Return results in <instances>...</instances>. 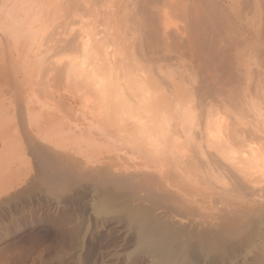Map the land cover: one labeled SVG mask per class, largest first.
Masks as SVG:
<instances>
[{
    "label": "bare ground",
    "instance_id": "bare-ground-1",
    "mask_svg": "<svg viewBox=\"0 0 264 264\" xmlns=\"http://www.w3.org/2000/svg\"><path fill=\"white\" fill-rule=\"evenodd\" d=\"M62 1H66L65 5L63 3L61 5ZM257 2L261 3L262 1ZM66 3L69 4L66 5ZM236 3V0H229L226 3V8L232 9L233 6L236 7ZM247 3H245L246 6ZM239 4L238 6H240ZM180 5V0H0V32L3 33L5 30L6 34L13 36L22 32L21 35L26 34V39L29 35L33 44L36 43L37 35L40 36V33L45 30L42 28L38 34L35 31L37 25L32 26L36 21L44 23L45 18L46 24L44 23V25L46 27L49 22L51 25L50 20L52 19L57 20L55 22L57 25L63 24L61 26H65L66 29L67 26L76 25L77 30L74 28V31L67 32L64 28L66 38L62 35V31V34H59L62 37L61 40V37L57 38V35L53 33L58 40L52 35L55 39L53 45L56 43L62 53L64 51L69 54V58L67 55V60L63 61V58L61 62H53L52 65L57 71L62 70V75L64 74L68 80L74 78L77 81H82L83 83H81L85 84V87L87 86L89 96L86 91L84 104L79 102L81 105L76 110L72 107L75 105L71 106L70 104V108L75 110L74 115L70 110L72 115H68L69 112L65 114V110L62 111L63 103L61 104L62 108L59 107L60 109L57 108L59 103L53 102V104L52 100L50 101L53 104L52 107L51 103L50 105L45 104L41 101L44 100L42 98L43 90L39 96L32 81L35 70L32 69V66L34 67L33 64L36 61L27 57L28 59L23 60V68L20 71L17 58L7 59V56L1 55L4 53L2 51L0 54V194L13 190L12 188L18 181L22 164L25 163V160L28 164L31 162L28 157L31 153L33 156L31 154L30 156L36 159L42 179L49 186L50 192L56 193L57 191L58 193L59 189L75 180L90 183L91 191L95 193L90 211L99 215L118 216L120 213L119 216H122V220L136 237L135 250L143 254L148 253L156 264H191L192 260L198 259L206 251L213 255L212 250L216 249L212 247L215 246L212 243L220 242L223 245L222 239L225 236L232 238V235H237L238 226L246 223V219L264 209V105L262 106L264 93L260 94L261 97L257 96L258 99L255 98L261 100L260 102L255 100L260 104L255 103L254 108H251L252 113L255 114V116L253 114L254 117L250 111L245 112L244 108V118L252 119L253 117V124L258 122L253 125L252 120L251 123L248 121L246 123L245 119L239 115L240 122L236 120L237 112L242 115L244 103L248 100L244 96L246 100L241 102L242 110L239 107L235 112L238 98L235 97L236 94L231 95V87L230 89L228 87L229 90L226 94L228 100L223 101L219 93L220 89L217 93L218 96H213L218 86L213 88L212 92L214 93L208 88L209 94L207 92L204 94L205 90L201 91L202 94L200 90L198 91V81L197 89H194L195 85L192 88L193 85L190 81L192 86L189 87L188 83V88H185L186 78L183 75L180 78L184 87L181 83L179 84L182 81L175 83L173 79L179 74L178 70L182 62V59L181 61L178 59L179 66L174 61L179 51V48L178 51L176 50V43L187 39L182 37L185 32L182 31L183 35L179 33L180 27L172 31L168 21L169 14H172L170 11L179 12ZM121 8L123 18L118 21L116 20L119 15L117 13ZM36 10H38L37 15ZM47 10L49 14L54 11L53 15L50 14V16ZM183 10L186 8L183 7ZM212 11L214 10L212 9ZM40 13H42L41 16ZM237 16L241 20L242 15ZM253 16H255L254 13ZM174 17L176 18V15ZM31 18L34 20L32 21ZM229 20L231 22L230 18ZM120 22L125 24H120ZM244 22V25L250 24L246 18H244ZM82 23L86 24V28L82 27L78 30L77 25ZM41 25L42 22L40 27ZM122 26H125L126 29ZM18 27H20L19 32ZM23 27H26L27 30L26 28L24 30ZM99 27L103 30L98 29ZM130 27H134L135 30L137 27L138 30L130 32L132 31ZM11 29H14V34L7 32ZM23 30L27 32L23 33ZM47 32L51 37V32ZM225 33L223 32V37ZM252 33L250 32V34ZM228 35L227 37L230 38ZM257 38H261L260 35ZM42 39L44 41L43 36ZM0 41L3 42L1 39ZM49 41L48 39L45 46ZM244 42L249 46L246 40ZM187 43L189 42L187 41ZM49 44L46 47L49 48V55L47 49H42L41 56L42 54L47 55L46 58L43 56L44 61L46 59L51 64V59L49 60L51 51H54V55L51 53L52 59L59 51L56 52L57 49H54L56 45L51 47L53 48L51 50ZM38 47L39 45L36 47L35 44V48H37L35 54H38ZM185 49L187 50V48ZM232 49L229 50L232 52ZM243 50L245 51V44L240 53ZM254 51L256 52V50ZM68 52H72L71 56ZM252 52L250 53L251 57ZM260 53L262 52L260 51ZM253 54L258 58L256 53ZM178 55H180V51ZM40 59L37 61L41 63L40 67H37L39 68L37 73L42 74L44 64ZM228 59L230 60L229 56ZM256 61L258 60L256 59ZM169 62L174 65L170 64L172 69L169 67ZM239 62L241 61L239 60ZM241 63L243 64V61ZM237 64L236 60L238 67ZM197 67L202 73L201 67ZM167 68L171 74L167 70L165 75L166 71L164 70ZM262 70L263 77L257 78L260 92L262 90L264 92V86L262 88L264 81L260 82L262 78L264 80V69ZM162 72H165L164 75ZM246 72L250 73L252 69ZM21 73H23V81L20 82ZM259 73L261 72L259 71ZM259 73L257 72V74ZM45 74L48 78L52 72L48 74L45 71ZM172 74H176V76L172 78ZM211 75L213 74L211 73ZM167 76L170 77V80ZM226 77L228 78L227 75ZM231 78H233L232 82L236 83L234 81L236 78ZM194 79L198 80V77ZM246 79L244 80L245 84ZM249 79L251 78L249 77ZM203 82H200L201 85ZM247 85H250L248 89L250 91V80ZM50 86L52 87L51 83ZM243 86L246 88L245 85ZM225 89L226 86L223 90L221 88L222 92L227 90ZM256 89L259 92L258 87ZM78 90L80 91V89ZM241 90L240 94L248 93L245 90L241 92ZM222 95L224 96L223 93ZM232 96L237 98L234 102L236 104L232 103ZM226 102L232 103L231 106L236 105L233 107L234 112L231 110L233 108L230 104L227 106ZM72 103H74L73 100ZM224 104V109L227 106L225 111L228 112L229 118L227 113L222 111ZM245 106L247 111L248 108L253 107V105L249 107L247 104ZM228 107H230L229 110ZM212 108L215 110L213 111ZM35 111L43 114L42 116L38 115L41 116L38 117L40 122L38 118L35 119L38 123H34L32 120L36 116L33 117ZM231 111L233 112L231 117L234 116L232 119L235 118L234 121L230 117ZM53 116L55 121L52 120ZM256 117L259 118L258 121ZM24 133L25 136H23ZM63 133L66 135L64 136ZM54 134H60V136H55L58 139L62 135V138H66L67 142L69 140L71 142L72 138L75 141L70 144L69 142L59 144L57 143L58 139L54 137V139L51 138L52 141L49 139ZM68 135L72 137L68 138ZM22 136L26 137L28 141L26 138L25 140L29 143L27 152H24V148L23 151L21 148L19 150L17 144V141L20 142L17 139ZM178 220L187 223L188 227L181 228L180 224H178L179 227L175 226L174 223H177ZM249 226L251 225L249 224ZM243 230L247 229L244 227ZM245 231L243 232L245 233ZM231 238L228 239L232 240ZM215 248H218L217 245ZM215 257L217 256L215 255Z\"/></svg>",
    "mask_w": 264,
    "mask_h": 264
},
{
    "label": "rangeland",
    "instance_id": "rangeland-1",
    "mask_svg": "<svg viewBox=\"0 0 264 264\" xmlns=\"http://www.w3.org/2000/svg\"><path fill=\"white\" fill-rule=\"evenodd\" d=\"M72 1H75V0H72ZM180 1H181V5H180L181 8H179L180 13L177 11H176L177 13H175V11L171 10L170 12H172V14L173 13L174 14L173 15L169 14L170 19H169V21L167 20L169 25H170L169 28L173 29L172 31L176 30V28L179 29V27H180L181 30L179 29V33L181 35H183V33L185 32L182 37L187 39L184 41L182 39L185 46L182 44V41H179V43L178 42L176 43L177 44L176 50L178 51V48H179L180 55H178L179 54V51H178L177 56H176L174 61L176 62V64H179V66H180L179 61H181V59H182V62H181L180 67L177 65L179 67V70H178L179 74H178L177 70L174 69V71L177 72V73L176 72L175 73L178 75L176 78H174V76H176V74H174V75L172 74L173 75L172 78H174L173 80L175 81V83H176V81H178V82L182 81L180 76L183 75L186 78V79L185 78H183V79H185V81H188L186 83L184 81L185 88H188L187 84L190 81V83L193 86L190 83L188 85H189V87L192 86V88H194V85H195L196 87L194 89L198 88L197 87V81H198V83H199L198 86L200 88V89L198 88V91L200 90V92H201V91L205 90V92H203L204 94L207 92L208 88H209L208 90L212 92L213 88L215 86H216L215 88H217V86H218L217 89L214 88L215 94L213 96H218L217 93L219 92L218 90L220 89L219 93H220V96H222L223 101L225 99L228 100L226 94L231 87V90H230L231 95L234 96L236 94L235 97L238 98V99L235 97L233 98V96H232V103H234L237 99L236 103L238 104V106L237 107H236V105L231 106V105H233L232 103L230 104L229 102H226L227 106H229L228 104H230L231 108L236 107L235 112H237L236 110L239 107L242 110L243 106L241 105V102H244L246 99L249 101V102L246 101L244 103L242 115H240V112H237V116H236V114H234L237 118L236 120H238V115L244 118L245 112L248 113L249 111L251 112L250 114H252V116H253L254 113H252L251 108H254V105H256V104L257 105L260 104V103L255 102V100L260 102L261 99L260 98H259V100H257V99L260 96V94L263 95V93H264V92H262L263 90L260 92L259 86H257L258 85L257 84V82H258L257 78H259V76H262V72H263L262 69H264L263 68L264 67V60H262V59H264V42H263L264 41V39H263L264 38L263 37L264 36V24H263L264 23V15H263L264 14V9H263L264 0H254L253 2L250 0H243V1L236 0V2H237L236 7L233 6V8H232L233 10L231 8H228V9L226 8V3L229 0H207V1L206 0H180ZM184 1H185V3H184ZM239 1H241V2H239ZM257 1H262L261 2L262 6H263L262 8H261V3L257 2ZM65 2L62 1L61 5H62V3H63V5H65ZM254 2H256V3H254ZM69 3H66V5H68ZM245 3H247L248 7L246 6ZM252 3L254 5V8L256 7L255 9L253 8ZM108 4H110V3H108ZM209 4H210V6H209ZM238 4L240 6H238ZM216 6L218 7V9ZM183 7L186 8V10H183ZM212 9L214 11H212ZM262 9H263V11H262ZM121 10H122V8L120 9V12L117 13V15L119 14L117 17L118 19H116L118 21H120L121 18H123V11H121ZM255 11H256V13H255ZM35 12L37 15L38 10H36ZM53 12L51 11L50 14L53 15ZM229 12H230V15H228ZM42 13H40L39 15L41 16ZM47 13H48V10H47ZM253 13L255 16H253ZM211 14H213V15H211ZM239 14L242 15L241 20H240V18L238 19L239 16H237V15H239ZM175 15H176V18L174 17ZM33 16H34V14H33ZM43 16H42V18H43ZM55 16H56V14H55ZM47 17H48V15H47ZM227 17H229L231 19V22H229L230 20H229V18L227 19ZM254 17L257 19V21ZM244 18H246V20H248V23H250V24L244 25V23H245ZM31 20H32V18H31ZM48 20H50V19L48 18ZM52 20H54V19H52ZM52 20H50L51 25H49L50 22L48 23V25H47V27L49 26L48 28L44 25V23L46 24L45 18H44V21H45L44 23H43V21H41L42 22L41 27H40L41 22L37 23V21L35 23H33V25H32L33 27L37 25V28L35 27V29H36L35 31H37L38 34L42 30L45 29L44 31H42V33H40V36L37 35V37H36V43H35L36 47L39 45L38 54L37 53L35 54V52H37L36 51L37 48H35V44L32 43L31 39L29 38V35L27 34L28 35L27 39H26V34L21 35L22 32H19L20 27H18L19 34H17L16 36L6 34L5 30L3 31V33H2V31L0 32V35H1L0 39L3 40L2 43L0 41V43H1L0 54L2 53V51H4V53H2L1 55L4 54L3 56H5V57L7 56V59L8 58L13 59L14 57L17 58V64L19 63L18 69H20V71L23 68L22 67L23 62H24L23 60L24 59L26 60L27 57L33 58L32 60L33 61L35 60L36 62H35V64H33L34 67L32 66V69H35L33 71L32 81L34 82V87H35V90L37 91L36 93H38L39 96L41 95V93H42L41 91L43 90V93H42L43 97L42 96L41 97L44 100H41V101H43L45 104L47 103L49 105L51 103L50 102L51 100H52V103L53 102L54 103L56 102L57 104L59 103L60 105L58 104V107L55 105L57 108H59L61 106V104L63 103L64 109L62 108V106L60 107V108H62V111L65 110L64 111L65 114H68V112L70 110V112L73 113V115H74L75 114L74 111L80 107L81 103L84 104L85 92L87 91L86 93L88 96V90L86 88L87 86L85 87V84L84 85L82 84L83 83L82 81H77L74 78H73L74 81L72 78H71V80H70V78L68 80V78L64 74L62 75V73H63L62 70L57 71L56 68L55 69L53 68V65H52L53 62L54 63L55 62L56 63L61 62L63 58H64L63 61L65 59L67 60V55L69 58V54H67V52L64 53V51L62 53V51H60L57 48V45L55 43L56 48H54V49L55 50L57 49L56 52L59 51V53H57V55H55L57 57L54 56V59H52L51 53H53V55H54V51L52 50L53 48H51V47L55 46V45H53V40H55V39L57 40L58 37L60 38L62 31H63L62 35L63 36L65 35L64 34L65 26L64 27L61 26V25H63L61 23L59 25H57V23H55L57 20L56 21L54 20V22H52ZM213 20H215V21H213ZM249 20H250V22H249ZM122 22H124V21H122ZM122 22H120V24ZM261 22H263V23H261ZM233 24H234V28H233ZM259 24H261V25H259ZM262 24H263V26H262ZM215 25H216V27H215ZM79 26H81V28H79ZM67 27H68L67 29L65 28V30L67 32L68 31L70 32V30L74 31V28H75V30H77L76 25L71 26V27L67 26ZM77 27H78V30H80V29H82V27L86 28V24L82 23L81 25L80 24L77 25ZM124 27L125 26H122V28H124ZM134 27H132V28L130 27L131 28L130 30H132L130 32H134V31L136 32V30H138L137 27H136V30L134 29ZM255 27H256V29H255ZM23 28L25 30L26 27H23ZM49 28H50V30H49ZM55 28H56V30H55ZM58 28L61 29L59 31V33H57L59 30ZM100 28L101 27H99L98 29H100ZM21 29H22V27H21ZM46 29H47V31H49V33L51 32L52 38L50 36H48L50 34H47L48 32L46 31ZM124 29H126V28H124ZM249 29H251V30H249ZM26 30H27V28H26ZM101 30H103V29L101 28ZM219 30H220V32H219ZM15 31H16V28H15ZM15 31H14V29H11L10 31H7V32L14 34ZM182 31H183V33H182ZM261 31H262V33H261ZM26 32L24 31L23 33H26ZM223 32L224 33L226 32L225 33L226 36L224 35V37H223ZM250 32H253L252 34L255 33V35L250 34ZM16 33H17V31H16ZM53 33L55 35H57V38L55 37V35ZM235 33H237V34H235ZM245 33H246V35H244ZM247 33H249V34H247ZM42 34H44L45 36ZM66 34H68V33H66ZM41 35L43 36L44 41H43ZM52 35L55 37V39L53 38ZM206 35H208V36H206ZM227 35L230 36V38L227 37ZM232 35H233V38H232ZM259 35L261 38H257V37H259ZM253 36H255V37L252 38ZM64 37L66 38V36H64ZM239 37H241V38H239ZM45 39H46V41H45ZM48 39L50 40L49 41L50 44L48 42L47 45L45 46ZM61 39H62V37L60 38V40ZM241 39L243 41L242 43H241ZM51 40H52V42H51ZM224 40H225V42L223 43ZM244 40L247 41V43L249 44L250 47L246 44V42H244ZM256 40H257V42H256ZM187 41L189 43H187ZM261 41H262V43H261ZM48 44H49L51 50L53 51V52L51 51L50 58H49V60L51 59V62H52L51 64L46 59L44 61L43 56H45V54H42V56H41V51L46 50L47 49L46 47H48ZM218 44H220L222 46H219ZM223 44L225 45L226 48L224 47ZM244 44H245V51L246 52L243 50V52L240 53V50L242 51V47L244 49ZM3 45H4L5 49H4V47H2ZM180 45L181 46L183 45L182 48H180L181 47ZM217 45L219 46V48L217 47ZM238 45H240V46H238ZM11 47H12V49H11ZM183 47L187 48V50L185 48L183 49ZM194 47L196 48V50ZM39 49H41V50H39ZM48 49H47V54H48ZM229 49L230 50L232 49V52ZM184 50H185V52H184ZM254 50H256V52ZM258 50H259V52H258ZM196 51H198V52H196ZM209 51H210V53H209ZM260 51L262 53H260ZM235 52H236V54H234ZM251 52H252V57L250 55ZM44 53H45V51H44ZM68 53H70V52H68ZM181 53H182V55H181ZM243 53L245 54V56ZM253 53H256L258 58H256V56ZM71 54H72V52L70 53V56H71ZM230 54H231V56H230ZM237 54H238V56H237ZM261 54L263 56H260ZM38 55H40L41 59L43 60L44 69L43 70L41 69L42 74L44 73L43 75L40 73H37V71L39 69L37 67H40V65H41V63L37 62L40 59V57H38ZM36 56L39 59H37ZM46 56H45V58H46ZM182 56H183V58H180ZM228 56H229L230 60L228 59ZM240 56L242 57V59ZM234 57L237 60L238 67L236 66V60L234 59ZM259 57H260V59H259ZM178 59H179V61H178ZM238 59L241 62L243 61V64L241 62H239ZM256 59L258 61H256ZM223 60H224V62H223ZM245 60H246V62H245ZM183 61H184V65H183ZM187 61H188V63H187ZM227 61H228V63H227ZM231 61H232V63H231ZM255 61H256V63H255ZM171 62H173V61H171ZM171 62H169L170 69H172L171 66L174 63V62L173 63H171ZM192 62H193V64H192ZM225 62H226V64H225ZM46 64H48V65H46ZM170 64H171V66H170ZM176 64L174 63V65H176ZM254 64L256 65V67ZM51 65H52V67H51ZM262 65H263V67H262ZM197 66H199V68L201 67L200 70L202 73H200ZM230 66H232V67L230 68ZM45 67H46V70H45ZM167 67H168V64H167ZM247 67L249 68V70ZM163 68L165 69L164 66H163ZM209 68H210V70H209ZM213 69H214V71H213ZM251 69H252V72H250V73L248 72L249 73L248 74L246 71H251ZM255 69H256V71H255ZM41 70H39V71H41ZM44 70L47 71L48 74H50V72H52V74H50V77L48 75V78H47V75L45 74ZM167 70H168V68L166 70H164V71H166V73L162 72L163 75H164V73H165V75L167 74ZM237 70L239 73L237 72ZM243 70H245V71H243ZM174 71H172V73H174ZM259 71L261 73H259ZM56 72H58V74H56ZM168 72H170V71L168 70ZM182 72H183V74H182ZM257 72L261 75L257 74ZM211 73L213 75H211ZM55 74L57 77L54 76ZM170 74H171V72H170ZM188 74H189V76H188ZM225 74L228 76V78L226 77ZM230 74H232L231 77L236 78L234 80V81H236V83L232 82L233 78L229 77ZM246 74H247V77H246ZM253 74H255V75H253ZM22 75H23V73H21V75H20V80H19L20 82L23 81ZM221 75H222V77H220ZM241 75H242V78H241ZM168 76L171 77V75H169V74H168ZM201 76H202V78H201ZM212 76H213V79H212ZM243 76H244V78H243ZM54 77H55V79H54ZM170 77H168V80H170L169 79ZM191 77L193 78V80ZM197 77H198V80L194 79ZM249 77L251 79H249ZM44 78H45V80H44ZM163 78H165V76H163ZM200 78H201V81H200ZM203 78H205L206 80ZM245 78H247L246 84L244 82ZM253 78H254V80H253ZM165 79H167V78H165ZM215 79H216V82H215ZM260 79H261V77H260ZM249 80H250V84H251L250 91H248V89L250 88V85L249 86L247 85L249 83ZM52 81H53V83H52ZM219 81H221V82H219ZM225 81H227V82H225ZM261 81H264L263 78H262V80H260V82ZM200 82H203L202 85ZM252 82H253V84H252ZM42 83H44V84H42ZM47 83H48V85H47ZM50 83H51L52 87L50 86ZM180 83L182 84L183 81L179 82V84ZM216 83H218V84L214 85ZM220 83H222L223 85ZM237 83L238 84L240 83V84L238 85ZM184 84H182L183 87H184ZM224 84H226V85H224ZM231 84H233V85L236 84L237 86L235 85L233 87V85H231ZM209 85H211V86H209ZM243 85H245L246 88H244ZM71 86H73V87H71ZM202 86H203V88H202ZM205 86L207 87L206 89H205ZM225 86H226L227 90L225 89L226 91L222 92V90L224 89ZM263 86L264 85H262V88H263ZM228 87H229V89H228ZM257 87H258V90L260 93L257 91V89H256ZM260 87H261V83H260ZM53 88H55L56 91ZM85 88H86V90H84ZM221 88H222V90H221ZM68 89H70V90H68ZM78 89H80V91H82V92H80ZM237 89H238V91H236ZM241 89H243V90H241ZM45 90H46V92H45ZM77 90H78V93H76ZM216 90H217V92H216ZM240 90H241V92L242 91L244 92V90H245V92H248V93L246 95H245V93L240 94ZM52 92H53V94H52ZM208 92H207V94H209ZM214 92H212V93H214ZM252 92H253V94H252ZM57 93H59V94H57ZM212 93L210 94V96L212 95ZM222 93L224 94V96L222 95ZM249 93H250L252 98L250 97ZM77 94H78V96H77ZM229 95H228V97H229ZM244 96H246L245 97L246 99L244 98ZM42 98H40V99H42ZM49 98H50V100H49ZM81 98L83 101L81 100ZM255 98H257V99H255ZM71 99L73 100L74 103H72ZM227 100H225V101H227ZM230 101H231V98H230ZM262 101H263L262 102V106H263L264 100H262ZM79 102H81V103H79ZM52 103L50 105L51 107L54 104V103L53 104ZM236 103H234V104H236ZM70 104H71V106L75 105V106H72V107H74L75 110L73 108H70ZM245 104H247V106H249V107L253 105V107L248 108V111H247ZM55 106H53V107L56 108ZM224 106H225V104L223 105V110L221 109L222 111H225V109L227 110V106L225 107V109H224ZM215 107H216V105H215ZM260 107H261V105H260ZM260 107H258V108H260ZM229 108L230 107H228V110H229ZM244 108H245V112H244ZM212 109H213V111L215 110L214 108H212ZM231 110L233 111L234 108ZM39 111L34 112L33 117L36 115L34 117V119H32L34 121V123H38V121L40 122L39 118L43 115V114H41L42 112L40 111L41 113H39ZM232 111L230 113V117H231V114L234 112V111L233 112ZM70 112L68 115H72ZM225 113H227V117H228L229 116L228 112L225 111ZM38 115H41V116L39 117ZM254 116H255V114H254ZM232 117H234V116H232ZM232 117H231V119H232ZM253 117H252V119H253ZM257 117H256V120L258 121L259 118H257ZM37 118L39 119L38 121L35 120ZM233 119L235 120V118H233ZM244 119H245V122L248 121L251 123L252 119H250V117H248L247 119L246 118H244ZM52 120L55 121L54 116L52 117ZM256 120L254 119V121H256ZM229 121H230V119H229ZM230 122L233 124L232 121H230ZM250 123H248V124H250ZM252 124H253V120H252ZM254 124H258V122L257 123L255 122ZM41 133H42V131H41ZM43 133H44V131H43ZM63 135L65 136L66 134L63 133ZM23 136H25V133L23 134ZM23 136L19 137L17 139V140H20V142L17 141V144H18L19 150L21 148L23 151V148H24V152H27L28 151L27 146L29 145V143L27 142L28 141L27 138L23 137ZM55 136H60V134H58V135L54 134V135H52V137H49V139L51 140V138H53V137L55 139H58ZM70 137H72V136L68 135V138H70ZM25 138L27 141L25 140ZM57 141H55V142H57L59 144H67L68 142L70 144L73 141H75V139L72 138L71 142H70V140L67 142L66 138L65 139L62 138V135H61V137ZM30 154L28 155V157L30 159L28 157L27 158L31 162H29V164H28V162H26V160H25V163L22 164V166L20 168L21 170H20L18 178H17L18 181H16V183H15V185H17V186L14 185V187L12 188L13 190H9L8 193L6 192V193L0 194V264H156L151 255H149L148 253L143 254V253H140V252L135 250V244L134 243L136 242V237H135L134 233L131 231L130 227L122 220L123 219L122 216H119L120 213L118 214V216H116V215L114 216V215H103V214L99 215V214L93 213L92 210L90 211L91 206L93 204L91 202L93 201V199L95 197V193L91 191L92 189L90 187V183L85 182V181H79V180L71 181L65 187H62L61 189L58 190V193H59V196H58L57 191H56V193L50 192L49 186L42 179V175L38 169V164L36 162V159H34V157H32L33 156L32 154H31L32 156H30ZM129 161H131V160H129ZM74 182H76V183H74ZM133 205L135 206V204H133ZM159 206H161V205H159ZM158 213H159V211H158ZM181 221L178 220L177 223L175 222L174 223V224H176L175 226L179 227L181 225V228H184V227L187 228L188 224L187 223L185 224L184 221H182V222ZM245 221L247 224L244 222L245 224L243 223L242 225L238 226L237 235H235V234L232 235V238H231V236H229V237L225 236L224 239H222L223 245H221L220 242H219L220 244L219 243H212V244H215V246L217 245V247H218V248H215V246H212L214 249H216L215 251L212 250L213 255H210L211 252L206 251L205 254L203 253L202 255H200L198 257V259L192 260L191 264H264V209H262L261 211H259L255 215L249 217ZM178 224H180V225H178ZM249 224L251 226L248 227ZM244 227H245V229H247L246 231L243 230ZM243 231H245V233ZM238 235H239V237H238ZM228 238H231L232 240H230ZM220 245H221V247H220ZM221 249H222V251H221ZM218 250H220L221 253ZM207 255H209V256H207ZM215 255L217 257H215Z\"/></svg>",
    "mask_w": 264,
    "mask_h": 264
}]
</instances>
